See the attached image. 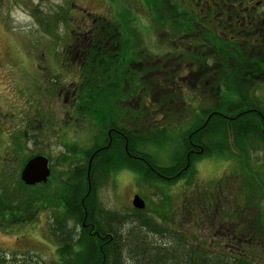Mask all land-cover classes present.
Instances as JSON below:
<instances>
[{
	"label": "rangeland",
	"instance_id": "rangeland-1",
	"mask_svg": "<svg viewBox=\"0 0 264 264\" xmlns=\"http://www.w3.org/2000/svg\"><path fill=\"white\" fill-rule=\"evenodd\" d=\"M167 2L176 10V0ZM163 3V0H0V162L4 165L0 170L4 177L1 183L10 198L8 207L16 210L17 216L24 219L0 223L1 256L9 257L8 253L17 252L18 257L23 255L29 259L31 263L27 264H32L33 261L36 264H58L56 250L59 245L49 232L50 224L55 220L58 223L63 220L67 227H63L62 231L66 234L80 228L79 223L65 217L58 206L61 184L67 177L69 166V160L64 159L70 153L65 150L70 146L79 152L87 150L93 144L95 130L86 116H69L74 102L73 95L70 97L64 88L74 81L77 85L83 82L80 76L83 68H79L82 66L80 55L88 57V63L90 60L107 57L102 54L104 48H114L108 46L111 40L105 44V40L112 39L113 35L111 31H107L110 27L105 31L106 27L103 29L100 26L102 21L111 28L114 27L115 33L121 37L119 41L122 46L117 51L116 64L126 67L128 60L135 59L138 55H154L150 59L153 64L152 81L164 88L168 82L162 80L163 71L170 75L168 69H174L176 64L171 62L173 64L168 68L159 70L158 65L161 64L155 62V59L166 54L176 57L185 45L178 42L179 46H171L162 41L166 34L172 33V26L167 22L165 12H162ZM93 34H98V41L90 51H84L85 44L81 47L76 44L95 39L92 38ZM119 71L120 68L116 70V81L112 80L116 83L124 81L129 85L130 76H118ZM248 73V77L243 73L240 76L249 78L250 70ZM180 74L182 75L181 72ZM186 76L185 74L182 83L185 92L176 99L178 105L168 104L173 103V99L166 101L165 106L155 105L157 109L150 107L155 109L149 111L140 109L143 108L140 106L143 102L134 106L136 112L139 109V114L134 116L135 119L132 118V128L148 130L152 124L158 125L159 122L164 128V137L159 141L152 140L139 147L144 149L158 167L171 162L176 147L172 141L178 139L180 130L188 128V124L195 119V114L199 115L202 109L209 110L215 106L223 109L235 101L234 93L222 87V102L215 101V95L207 87L202 88L204 85L196 93V81L194 83ZM252 76L253 78L246 80L243 92H250V89L252 91L250 94L244 93L245 101L251 103L252 100L259 111H264V80L255 78L254 72ZM250 80L253 88H249ZM199 83L202 84L200 81ZM79 88L81 94H76L85 102V93H89V89ZM110 91L118 97L114 105L125 109L131 108L128 104L130 101L134 103L139 96L142 97L138 93L124 94L122 89V92ZM163 91L169 97L174 96L165 88ZM151 96L153 99L157 98L155 94ZM99 98L102 99V95ZM178 100L189 105L179 104L181 102ZM143 137L151 139L145 134ZM248 140L246 137L241 142L243 154L237 153L231 145L227 151L213 150L211 158L204 160L200 166L194 165L196 171H189L168 182L145 178L132 169H116L101 179L99 186L94 187V201L99 210L115 212L132 222L137 212L130 206V196L136 194L144 202L142 216L154 223H164V227L178 231L193 243L194 238L202 239L200 237L203 233L200 228L202 221L197 217L196 211L208 207L212 211L213 206L208 205V201L211 197L214 199L213 195L216 194L222 203L218 207L224 209L226 206L225 209L236 220L253 218L250 225L260 228L263 236L255 238L248 249L249 252L256 253V256L250 253L257 258L256 263L264 264V149L257 148L256 144L251 145ZM9 145H12V152L7 149ZM18 148L19 155L13 154ZM36 154L46 157L51 178L47 189L32 186L24 190L27 197H36L39 206L32 211L35 206L27 202L29 207L23 212L24 205L18 199L22 188L15 182L13 169L17 168V175L22 166L19 160L21 155L26 158ZM194 212L198 220L195 222ZM2 216L1 221L5 219ZM94 219L100 227L104 226L102 217L96 216ZM146 236L152 241L161 237L148 232ZM62 237L65 238V234ZM205 239L206 242L209 241L207 237Z\"/></svg>",
	"mask_w": 264,
	"mask_h": 264
},
{
	"label": "trees",
	"instance_id": "trees-1",
	"mask_svg": "<svg viewBox=\"0 0 264 264\" xmlns=\"http://www.w3.org/2000/svg\"><path fill=\"white\" fill-rule=\"evenodd\" d=\"M107 24V23H106ZM108 25V24H107ZM100 26L110 27L111 33L114 36L111 41L112 45L115 47L113 49L104 50L102 54L105 56H110L106 61L113 63L114 55H117V51L121 48V43L119 35L115 33L114 27L111 28L110 25H104V22ZM99 34V33H98ZM98 34H93L92 38L97 39ZM90 36V35H89ZM212 37V36H211ZM88 39L91 42L87 44V51L93 48L94 40ZM120 43V44H119ZM215 43V42H214ZM213 43V44H214ZM211 45L208 44L206 47H201L202 54H205L211 59L205 60L204 58H199V61L195 64L190 65L182 70V73L193 80L199 77L202 88H209L210 93L215 95V101H221L222 95L220 94V88H225L227 91L234 93L235 101L232 104H228L223 109L221 107L215 106L214 108L202 109L198 114L194 115L191 126L179 131V135H183L180 141V148L175 149L173 156L168 166L158 167L152 160L146 155L143 148H139L142 144L146 142L159 141L163 136L164 128L159 122L157 124H152L151 127L147 129H138L131 132L129 127L123 126L124 120H118L117 117H122L123 110L115 108L111 105L118 100V97L114 96L111 91H97L91 89L90 81L88 83L89 93L86 92L85 102L82 101L80 96L76 93H80L77 90L73 94V104H71V114L69 116L74 117H87L88 123L92 124L94 130L93 133V144L87 148V150L75 151L72 146L67 148L68 154L66 161L69 160L68 170L66 171L65 179L62 181L61 196L59 198L58 206L61 207V213L66 217L70 218L73 222L79 223L80 228L78 230H73L72 233L68 231L63 232V227H67V224L60 220L58 223L56 220L50 224V234L55 237V241L59 245L56 250V255H58V264H261L256 263V257L252 256L250 253L255 252H245L237 253L225 251L218 246H207L206 240L194 238L193 243L188 241L184 236L176 230L168 229L163 226V224L151 222L150 219L145 218L141 214L140 209H134L136 218L134 221H129L125 216H120L115 212L99 210L97 202L94 200L93 189L96 185L99 186L100 180L110 172L114 170H119V168L132 169L138 173V175H143L145 178H150L153 180H160L157 175L171 176L172 173L181 166L184 158L182 156L183 152L187 150L188 146L185 141L186 134L190 133V130L197 126V119L206 118L203 127L191 133V137L198 139L199 143L205 145L204 154H212L213 150L221 152L222 149H228L229 145L233 146L237 153H242L241 143L246 137L251 145H258L257 148L264 149V138L261 135V124L258 122H246L245 118L248 115L251 116L252 112L245 111V106L248 102L245 101L244 93L242 91L243 84L240 81V75L244 71V61L240 59L241 52H237L231 44H221V45ZM236 52V53H234ZM189 56L193 54L192 50L188 52ZM194 55V54H193ZM192 57V56H191ZM175 68L173 69V71ZM177 73H180L177 70ZM174 77L176 75L174 74ZM190 79V82H191ZM149 87L147 91L140 90L136 88L135 94L138 93L139 98L135 101L138 102H151L158 105H163L166 101H171L178 99L180 93L176 91L170 92L174 96H167L163 91L162 85H153ZM78 86H81L80 84ZM163 88V90H162ZM208 89V90H209ZM164 92L162 93L161 92ZM185 92V90H183ZM182 92V93H183ZM88 93V94H87ZM81 94V93H80ZM152 95H157L156 99L152 98ZM102 95V99L99 96ZM179 101V100H178ZM182 102V101H179ZM177 103V102H176ZM156 106H154L156 108ZM143 109V108H140ZM157 109V108H156ZM119 111V112H118ZM139 109L135 112V116L139 114ZM259 111V110H258ZM117 112L120 114L118 116ZM73 113V114H72ZM264 114V111H260ZM98 115L104 116L103 121H100ZM116 117V118H115ZM251 119V118H250ZM121 127L126 128L123 132L125 138H127L126 149L127 153L131 154L133 157H127L124 155V149L122 147V139L116 136V133H110V143L102 148L98 146L102 143L107 144V140L104 138L107 129L112 130L121 129ZM135 129V127H134ZM152 129V131H150ZM122 133V134H123ZM143 134L147 135L151 139L143 137ZM249 136V137H248ZM219 137V139H217ZM12 145L8 146V150H11ZM10 152V151H9ZM12 152V150H11ZM10 152V153H11ZM19 152V148L13 153L16 155ZM212 152V153H211ZM128 154V155H129ZM243 154V153H242ZM241 155V154H240ZM27 156L24 158L23 155L20 156L21 164L26 161ZM46 158V157H45ZM88 158L90 159L88 165ZM6 159V158H5ZM2 162H0V170L3 169ZM88 166V168H86ZM21 167V166H20ZM49 177H47L44 183L34 184L32 186H40V189H47V184L51 178V170L49 168ZM181 168V167H180ZM17 169V168H16ZM16 169H13V175L16 178L15 182L21 189V193L18 194L19 201L24 205L26 211L29 207L27 202L38 208L36 197L33 199L30 196L25 195L24 190L32 188V186L23 185L17 178ZM4 179L0 172V218L4 215L5 219L3 222H17L24 220L23 218L17 216L16 210L8 207V202L10 200L9 196L6 195V188L3 186L1 181ZM144 178V179H145ZM88 181V183L86 182ZM88 188V189H87ZM44 207V204L41 205ZM22 214V213H20ZM99 216L103 218L104 226L100 227V224L94 219V217ZM261 216V215H260ZM263 217V215L261 216ZM7 218V219H6ZM21 218V219H20ZM83 222L85 225L83 226ZM264 223V218L262 220ZM257 231L258 227H254ZM152 233L161 236L159 240L156 238L154 241L149 240L146 234ZM264 232V228H263ZM91 233V234H90ZM65 234V238L62 235ZM102 240H100V239ZM195 243V245H194ZM252 249V248H251ZM250 250V249H249ZM255 250V249H253ZM23 260L18 264H27L29 259L22 256ZM262 257V256H261ZM32 261V260H31ZM15 262V261H14ZM14 262L8 261L0 255V264H15ZM31 263V262H30ZM32 264H36L33 261Z\"/></svg>",
	"mask_w": 264,
	"mask_h": 264
},
{
	"label": "flooded vegetation",
	"instance_id": "flooded-vegetation-1",
	"mask_svg": "<svg viewBox=\"0 0 264 264\" xmlns=\"http://www.w3.org/2000/svg\"><path fill=\"white\" fill-rule=\"evenodd\" d=\"M177 1V8L176 10H173L172 5L168 4L167 0H163V7L162 12H165L166 14V20L171 24V34H166L162 38H165L162 41L164 43H168L166 45L175 46L178 42H180V45L184 44V48L181 47V50L178 51L177 56H172L169 54L161 55L160 58L155 59V62L160 63L159 70L168 68L171 64V62H174L176 65L175 70L173 71V68H169L168 72L163 71L164 76L162 77V80H165L168 82L170 86L165 85V89L167 92H173L176 91V93H182L184 90L183 78L184 74L182 73V70L184 68L189 67L192 64L197 63L199 61V58H204L205 60L211 59V57L206 56L205 54H202L201 47H206L208 44H214L215 45H221L223 43L231 44L237 52H241L240 59L244 61V71L243 74L247 75L248 77V70H250L249 78H245L243 76H240V81L243 84L242 91H244L247 79L253 78V72L254 77L258 78V80H264V0H176ZM105 24V23H104ZM108 26L107 24H105ZM181 26V27H180ZM103 27V26H102ZM104 29V27H103ZM114 36V33L112 34ZM113 36L111 37L113 39ZM212 36V37H211ZM105 40V44H108V40ZM86 42H77L76 44H79L80 47L82 44H85L84 51H87V44L88 42H91L90 40H85ZM98 40L95 39L93 42L94 44ZM109 43L108 46H114L116 44ZM119 41V40H118ZM120 42V41H119ZM122 43V42H120ZM119 43V44H120ZM160 43V42H158ZM97 44V43H96ZM213 44V45H214ZM78 45V46H79ZM179 46V45H177ZM115 47V46H114ZM99 48V46L97 47ZM104 50H109V48H104ZM189 50L193 51V54L189 56L188 52ZM236 53V52H234ZM85 54V53H84ZM154 55H138L135 59H130L126 63V67L123 65L116 64L114 55L113 63L106 61V58L108 59L110 56L94 59L93 61L90 60V62H87L88 57L81 56L82 58V65L79 66L80 70V76L83 78V82L80 84L81 86H78L76 82L74 81L73 84L70 83V85L67 87L65 86L64 89H66V92L69 93L68 95H73L77 92V90H81L79 87L88 88V83L90 81L91 89L94 88V90L97 91H110L111 89L113 91L120 92L121 89L124 91V94L127 92L128 94L134 93L136 91V88H140V90L145 92L149 87H152V83H155L152 81V67L153 64L150 62V59H152ZM86 60V61H85ZM85 61V62H84ZM163 61V62H162ZM84 62V63H83ZM164 62L166 64H164ZM196 65V64H195ZM119 66V67H118ZM78 65H76V68ZM120 68L121 71H119L118 76H124L129 77L130 76V82L129 85L125 84L124 81L121 83L114 82L116 81V70ZM247 68V70H246ZM177 70L182 73H177ZM172 74V75H171ZM174 74L176 77H174ZM127 75V76H126ZM114 79V80H112ZM129 79V78H128ZM194 83L196 81L195 87L196 93L201 88V84L199 83V77L195 80H193ZM159 84L156 82L154 85L157 86ZM250 86L253 84L250 80ZM161 85V84H160ZM89 89V88H88ZM209 88H207L208 90ZM210 91V89L208 90ZM252 90L250 89V92ZM122 92V91H121ZM248 91H245L243 93H249ZM67 95V94H66ZM66 99V97H65ZM64 99V100H65ZM71 99V98H70ZM125 104V103H124ZM131 105V108L125 109V107H118L115 106L114 103L111 105V107L114 106L115 108H119L120 110H123L122 117H117L118 120H124L122 123L123 126H132L133 120L135 119V102L132 103L130 101L128 103ZM166 104V103H165ZM164 104V106H165ZM170 105H178L176 102H169ZM179 104H187L184 102H181ZM156 104L147 102V103H140V106L143 107V109H146V111H149V109H155L150 108L155 106ZM189 105V104H187ZM160 106V105H158ZM167 106V105H166ZM245 106H247L244 110L252 112L251 116L248 115V117L245 118V121L248 122H258L261 124V135L262 138H264V114L260 113L258 111V108L255 105V102L251 100V103H247ZM137 107V104H136ZM119 112V111H118ZM117 112L118 116L120 114ZM157 115V113H156ZM100 118V121H103L101 118L104 119V116L98 115ZM116 118V117H115ZM251 118V119H250ZM209 118H200L197 119L198 125L195 126L190 130V133L186 134L185 141L187 143V150L183 152L182 156L184 158V161H182L181 168L179 167L176 172L172 173L171 176H164L159 174L157 177H159L162 181H170L173 178L176 177H182L185 173H188L189 171H196V167L194 166L197 164V166L202 165L201 163L204 160H207L208 158H211V155H205V145L202 143L200 144L198 139L194 140L192 142L193 137H191V133L200 129V127H203L206 123V121ZM190 122L188 124V127L191 126ZM122 132L117 129L112 130L111 128L107 129L105 132L104 138L107 140V144L102 143L98 146L97 149L107 146L108 143H110V133L114 132L116 133V136H119V138L122 139V147L124 149L125 154L127 157H133L131 154L127 153L126 149V143L127 138H125L124 131L126 128L121 127ZM131 129V132L135 131L134 128L129 127ZM185 129V128H184ZM182 129V130H184ZM263 129V130H262ZM123 133V134H122ZM183 135H179L178 139L172 142H175V148H180V141L182 140ZM129 154V155H128ZM90 160V159H89ZM170 163L168 162L165 165L162 166H168ZM133 194H131L132 196ZM130 196V197H131ZM215 198L213 199L211 197V200L208 201V205L213 206V210L210 211V207L208 208H202V210L195 211L197 212V217L201 219L202 222H200V228L203 231L202 233V239L206 240L205 238H208V242H206L207 246L213 245L220 247L221 249L225 251L235 252L237 253H247L249 251V247L252 246V243L255 242V238H259L262 235V231L256 229L250 225L251 219L240 220L233 216L232 213H228V209H223L222 207H218L222 203L220 202L219 197L214 194ZM131 199V198H130ZM224 206V205H223ZM208 210L210 211V214H207ZM196 212L193 214V221H198L196 218ZM216 224V226H215ZM195 226V224H194ZM227 226H230L228 228ZM228 228V229H227ZM91 234V233H90ZM222 238L226 239L224 241ZM100 239V238H99ZM102 240V239H100ZM11 253V254H10ZM8 253L10 256H2L3 258L7 259L8 261L11 260V262H14L15 264L20 263V261L23 260V255L18 257L17 252H10Z\"/></svg>",
	"mask_w": 264,
	"mask_h": 264
},
{
	"label": "water",
	"instance_id": "water-1",
	"mask_svg": "<svg viewBox=\"0 0 264 264\" xmlns=\"http://www.w3.org/2000/svg\"><path fill=\"white\" fill-rule=\"evenodd\" d=\"M263 130V129H262ZM88 158V165H89ZM88 168V166H86ZM49 169L48 163L44 155L36 154V156L32 155L26 159L25 162L22 163V166L17 171L18 180L26 186H32L37 183H44L49 177ZM88 183V181L86 180ZM89 185V183H88ZM88 189V188H87ZM131 208L140 209L143 208V200H140L136 194L131 196ZM84 226L85 224L81 222Z\"/></svg>",
	"mask_w": 264,
	"mask_h": 264
}]
</instances>
